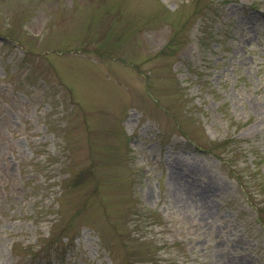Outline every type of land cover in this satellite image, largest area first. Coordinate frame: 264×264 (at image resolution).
I'll return each mask as SVG.
<instances>
[{"label":"rangeland","instance_id":"obj_1","mask_svg":"<svg viewBox=\"0 0 264 264\" xmlns=\"http://www.w3.org/2000/svg\"><path fill=\"white\" fill-rule=\"evenodd\" d=\"M0 264H264V0H0Z\"/></svg>","mask_w":264,"mask_h":264}]
</instances>
